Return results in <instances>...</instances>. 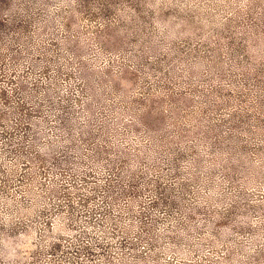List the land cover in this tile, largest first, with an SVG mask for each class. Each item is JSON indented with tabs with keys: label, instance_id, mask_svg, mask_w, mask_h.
I'll use <instances>...</instances> for the list:
<instances>
[{
	"label": "clouds",
	"instance_id": "clouds-1",
	"mask_svg": "<svg viewBox=\"0 0 264 264\" xmlns=\"http://www.w3.org/2000/svg\"><path fill=\"white\" fill-rule=\"evenodd\" d=\"M5 5L0 264H264V0Z\"/></svg>",
	"mask_w": 264,
	"mask_h": 264
},
{
	"label": "rangeland",
	"instance_id": "rangeland-1",
	"mask_svg": "<svg viewBox=\"0 0 264 264\" xmlns=\"http://www.w3.org/2000/svg\"><path fill=\"white\" fill-rule=\"evenodd\" d=\"M5 0H0V8L5 7ZM5 76V73L2 70V67H0V82L3 81V78ZM12 76H15V73L12 74ZM9 79V83L10 84H14L15 83V79L14 78H8ZM7 90L0 92V99H4V102L7 103ZM3 119V115L0 114V120ZM0 127H3V124H0ZM0 135H2L5 139H7V137L10 135L9 132L5 131L4 133H0Z\"/></svg>",
	"mask_w": 264,
	"mask_h": 264
}]
</instances>
